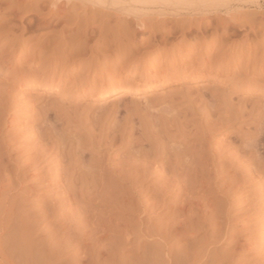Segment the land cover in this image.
I'll use <instances>...</instances> for the list:
<instances>
[{
  "label": "rangeland",
  "instance_id": "374dc122",
  "mask_svg": "<svg viewBox=\"0 0 264 264\" xmlns=\"http://www.w3.org/2000/svg\"><path fill=\"white\" fill-rule=\"evenodd\" d=\"M59 3L65 14L31 29L24 37H36L15 54L7 28L22 20L0 10V57L12 60L0 64V264H264V0H44L45 17ZM70 9L103 27L78 17L73 26ZM174 18L206 29L190 33L187 24L156 49L150 34ZM61 20L67 37L103 28V48L92 41V54L84 45L70 58L48 50ZM176 59L185 60L177 73ZM226 107L247 114L231 125ZM218 115L228 117L216 133Z\"/></svg>",
  "mask_w": 264,
  "mask_h": 264
},
{
  "label": "bare ground",
  "instance_id": "6f19581e",
  "mask_svg": "<svg viewBox=\"0 0 264 264\" xmlns=\"http://www.w3.org/2000/svg\"><path fill=\"white\" fill-rule=\"evenodd\" d=\"M42 1H44V0H0V10L3 11V12H4L5 10H7V9L10 10L9 12H6L7 14H3L4 16H6V15H7V16H8V15H14V19H15V17H16L17 20H18V19H21V20H22V21H21V25L19 24L20 26L13 25V26H11V27L9 28L8 24H7V25H6V24H3V26H5V27L8 26L7 30H8V29L11 30V36H12V40H11V42L14 43V44H16V46H17L15 49L13 48L14 50L12 49L13 51H12L11 53H14L15 51H17V50H19V49L24 50V49L27 47L26 45H27L29 39L31 40V39H34V38L36 37V36H35V37L32 38V37H30L31 35H30L29 37L27 36L26 38L24 37L25 34L27 35V33H29V32L32 31L31 29H33V28H38V29H40V28H48V27H50V26L52 25L53 19L56 18L55 16L58 14V12H60V14H61L62 12L64 13L63 10H64V7H65V6H63V9H60L61 6H60V3H59V7H58V6H55V8H54L55 11L53 12V14H52L51 16L48 15V16H50V17H45V16H47V15H45V14H46L45 12H47V11L44 12V10H46V9H44L45 7H44V8L41 7V5H42L41 2H42ZM51 1H52V0H51ZM119 1H120V0H119ZM122 1H123V0H122ZM142 1H144V0H142ZM46 2H47V1H46ZM49 2H50V1H49ZM53 2H54V1H53ZM58 2H59V1H58ZM105 2H106V1H105ZM135 2H136V1H135ZM78 3H79V2H78ZM103 3H104V2H103ZM76 4H77V3H76ZM110 4H111V3H110ZM50 5H51V2H50ZM64 5H65V4H64ZM80 5H81V4H80ZM80 5H78L77 8H79ZM106 5L108 6V4H106ZM48 6H49V5H48ZM51 6H53V4H52ZM76 6H77V5H76ZM110 6H111V5H110ZM110 6H108V7H110ZM69 7H70V6H69ZM46 8H47V7H46ZM70 8H72V7H70ZM75 8H76V7H75ZM77 8L75 9L76 11H77ZM43 9H44V10H43ZM49 9H50V7H49ZM70 10L72 11V9H70ZM70 10H68V11H70ZM78 10H79V9H78ZM90 10H91V9H90ZM50 11H51V13H52L53 10H50ZM61 11H62V12H61ZM65 11H66V10H65ZM73 11H74V9H73ZM73 11H72V12H73ZM83 11H84V10H83ZM101 11H102V10H101ZM101 11H100V12H101ZM56 12H57V13H56ZM85 12H86V11H85ZM85 12H83L84 16L87 14V13H85ZM89 12H90V11H89ZM91 12H92V11H91ZM30 13H31V14H30ZM44 13H45V14H44ZM63 13H62V14H63ZM73 13H74V12H73ZM73 13H72V15H73ZM77 13H78V12H77ZM98 13H99V12H98ZM101 13H103V11H102ZM101 13H99V15L96 14V16H97V15L100 16ZM22 14L28 15L27 18H30L29 16H32V17H33V18L31 19L30 23H28V22L26 23V22L23 21V20H24V17H23V16L20 17ZM29 14H30V15H29ZM64 14H65V13H64ZM67 14H68V12H67ZM67 14H66V15H67ZM70 14H71V12L69 13V15H70ZM80 14H81V13H80ZM89 14H90V13H89ZM93 14H94V12H93ZM106 14H107V13H106ZM87 15H88V14H87ZM103 15H104V18H106V17H105L106 15H105V14H103ZM103 15L101 16V17H102V20H104ZM112 15H114V14H112ZM64 16H65V15H64ZM64 16L62 15V17H64ZM67 16H68V15H67ZM94 16H95V15H94ZM98 16H97V18H99ZM110 16H111V15H110ZM115 16H116V15H114V17H115ZM177 16H178V15H177ZM60 17H61V16H60ZM73 17H76V12L74 13V16H72V18H73ZM77 17L79 18L80 16L78 15ZM77 17H76V18H73V20L71 21V23L73 22V23H72L73 26H75V25H77V24L79 23V22H76V21H79V20H80V18H79V20H78ZM92 17H93V15H92ZM101 17H100V18H101ZM111 17H113V16H111ZM116 17H117V16H116ZM57 18H58V17H57ZM64 18H65V17H64ZM64 18H63V19H64ZM72 18H71V15H70V18H68V19H72ZM81 18H83V16H82ZM88 18H89L90 20H92V22L90 21V22H91V26H92L93 18H94V17H93V18L88 17ZM95 18H96V17H95ZM195 18H196V17H195ZM220 18H221V17H220ZM222 18H223V17H222ZM74 19H75V20H74ZM85 19H86V17H85L84 19H82V20H85ZM89 19H88V20H89ZM180 19H181V18H180ZM200 19H201V18H200ZM11 20H13V19H11ZM15 20H16V19H15ZM66 20H67V19H65L64 21L67 22ZM82 20H80V21H81V23L83 22L82 24H84L86 21L84 22V21H82ZM88 20H87V21H88ZM96 20H97V19H96ZM98 20H99V19H98ZM100 20H101V19H100ZM100 20L98 21V23H97V22H96V23L99 24V23H100ZM122 20H123V19H122ZM138 20H139V25H138L137 22H135V23H137V25H138L137 27H139V28H140V27L143 28L144 26H145L144 28L147 27L148 23H147V25H144L145 22H144V24H141V23H140V19H138ZM165 20H166V19H165ZM177 20H178V19H177ZM181 20H182V19H181ZM194 20H196V19H194ZM208 20H209V19H208ZM210 20H211V18H210ZM213 20H214V19H213ZM222 20H223V19H222ZM224 20H225V19H224ZM9 21H10V20H9ZM61 21H63V20H61ZM61 21H57V23H58V22H61ZM64 21L61 22V24L64 23ZM69 21H70V20H68V23H69ZM107 21H109V20L107 19ZM117 21H119V20H117ZM126 21H127V20H126ZM129 21H132V19L129 20ZM133 21H134V20H133ZM136 21H137V20H136ZM172 21H174V22L172 23ZM182 21H184V20H182ZM185 21H186V20H185ZM185 21H184V23H185ZM204 21H205V20H204ZM232 21H233V20H232ZM10 22H11V21H10ZM10 22H8V23H10ZM90 22H89V21L86 22L87 25H90V24H88V23H90ZM101 22H102V21H101ZM105 22H106V21H105ZM109 22H110V21H109ZM115 22H116V21H115ZM121 22H122V21H121ZM162 22H164V21H162ZM166 22H168V21H166ZM170 22H171L170 24H173V25L169 26V27H171V28H168L169 30H167V28H165L166 26H164L165 29H164V30L161 29L162 31L159 30V31H161L160 33H158L159 31H157L158 28L155 30V31H157V33H158L159 35H156L155 33L150 34V35H152L153 40H152L150 37H149V38L152 40L153 43H155L154 46L156 47V49H157V48L159 49V47H161V46H163V45H164L163 47H164V48L166 47V49H167L169 46H172L173 43H174V42L172 41V39H174V37H175V38L177 37L176 33L178 34L180 31L182 32V30H183L182 28H185V25H187L188 22H190V20H189L188 22H186L187 24H185V25L182 24V25H184V27H183V26H179V25H180V24H179V23H180V20H179V23H178L179 25H178V26H177L176 24H174V23H177L176 20H175V18H174V20L172 19ZM218 22H219V21H218ZM226 22H227V21H226ZM229 22H231V21L229 20ZM229 22H228V23H229ZM68 23H67V24H68ZM74 23H76V24L74 25ZM96 23L94 22V23H93V26H94V24H96ZM110 23H111V22H110ZM123 23H124V21H123ZM164 23H165V22H164ZM164 23H163V24H164ZM191 23H192V20H191ZM194 23H195V26H198V27H193V24H188L187 27H186V29H188V31H190V33L193 32V30H195L196 32L202 33V32H203V29H204L203 26H204V24L206 23V21H205L204 24H202L203 26L196 25V23H198L197 21L194 22ZM202 23H203V21H202ZM222 23H223V21H222ZM224 23H225V22H224ZM64 24H65V23H64ZM82 24H81V25H82ZM101 24H102V23H101ZM101 24H99L100 26L98 25L99 28H100V27H103V25H101ZM103 24H105V23H103ZM112 24H113V23H112ZM115 24H116L115 27H117V23H115ZM115 24H114V25H115ZM120 24L122 25V23H119L118 25L120 26ZM163 24H162V25H163ZM170 24H169V25H170ZM206 24H207V23H206ZM212 24H213V23H212ZM212 24H211V25H212ZM226 24H227V23H226ZM226 24H224V25H226ZM229 24H230V23H229ZM59 25H60V24H58V26H59ZM68 25H69V24H68ZM79 25H80V24H79ZM106 25L109 26L108 23H106ZM106 25H104V26H106ZM110 25H111V24H110ZM124 25H126V26L123 27V25H122V29H121V30H123L125 27H127V23L124 24ZM130 25H131V24H130ZM208 25H209V24H208ZM251 25H252V24H251ZM56 26H57V25H56ZM62 26H63V28L60 27V28L62 29V33H59V34H61V35H60V36L58 35V36H57V39H56V37H55V39H52V40H51V39H50L51 37H50L49 39H50L51 41L48 40V41H50V43L53 42V40H54V42H55L56 45H55L54 42H53L54 46H53V45H52V46L50 45V46H51V47H50V46H49L50 43H48L47 40H44V41H46V42L48 43V47H49L48 50L51 48L52 51H53V50L59 48V49H61V50H60V53L62 52V54H67V55L69 56L70 53H69V54L67 53L68 50L71 49L70 51L73 52V53H71V55L74 54V52L77 53L79 49H80V52H82V49L84 48V47H83L84 45L86 46V49L84 48L86 52H88V51H87V48H88L89 52L92 51V50H93V46L91 45V44L93 43L92 41H95V43H93V44H95V45L97 46V48H101V45H100V44H104V43H102V42H104V41H103L104 39L102 38V39H103V40H102V39H101L102 36H99V34L102 32L101 30H102L103 28H102V29H98V27H97V29L100 30V31L98 32L99 34L97 33V31H95L94 34L96 33V34H98V36H96V35L94 36V34H92V33H93V30H94L95 28H94V29L92 28L93 30L91 29V30H92V31H91L92 33H91V34H92L93 36H90V35H89V32L86 30V29H88L87 27H86V29H85L86 31H82L81 33H80V31H79L78 33L76 32V34L79 36V38H80V37H82V38H81V40H78L79 42L76 41V42H77L76 45H78V46L75 45V46H76V47H75L74 45H70V43H69L68 41H69V38H71L72 36H73V39H74V38L76 39V36H77V35H75V37H74V35H72V34H71L72 36H70V37H67L68 35L65 36V30H66L67 26H65V25H63V24H62ZM70 26H71V25H70ZM85 26H86V25L82 26L83 28L80 26V28L84 29ZM91 26H90V28H91ZM95 26H96V25H95ZM95 26H94V27H95ZM53 27H55V26H53ZM64 27H66V28H64ZM115 27L113 26L114 30H115ZM160 27H163V26L160 25ZM178 27H179V28H178ZM181 27H182V28H181ZM206 27H207V26H206ZM244 27H245V26H244ZM249 27H250V26H249ZM56 28H57V27H56ZM56 28H55V30H56ZM68 28L70 29L69 26H68ZM78 28H79V27H78ZM80 28H79V29H80ZM90 28H89V29H90ZM106 28H107V26H106ZM106 28H105V29H106ZM129 28H130V27H129ZM132 28H133V27H132ZM132 28H130V29H132ZM139 28H138V29H139ZM195 28H196V29H195ZM207 28H208V27H207ZM225 28H226V26H225ZM71 29H72V27H71ZM74 29H75V28H74ZM82 29H81V30H82ZM97 29H96V30H97ZM107 29H108V28H107ZM109 29H110V28H109ZM109 29H108V30H109ZM111 29H112V28H111ZM111 29H110V30H111ZM116 29L118 30L119 28L117 27ZM126 29H127V28H126ZM133 29H135V27H134ZM147 29H149V27H147ZM159 29H160V28H159ZM178 29H179V32H177ZM180 29H182V30H180ZM186 29H185V30H186ZM205 29H206V28H205ZM205 29H204V31H205ZM244 29H245V28H244ZM9 30H8V31H9ZM33 30H35V29H33ZM57 30H58V29H57ZM110 30H109V31H110ZM117 30H115V31H117ZM119 30H120V29H119ZM121 30H120L119 35H120V34H122V35H123V34H127V32H129V30H125V29H124V31H125V32L127 31V32H126V33H125V32L122 33L123 31H121ZM144 30H146V29H142V30L140 29V31H144ZM150 30H151V28H150ZM150 30H146V31H149V33H150V32H151ZM236 30H237V29H236ZM248 30H249V29H248ZM77 31H78V30H77ZM103 31H104V29H103ZM146 31H145V32H146ZM152 31H154V29H153ZM183 31H184V30H183ZM186 31H187V30H186ZM188 31H187V32H188ZM209 31H210V30H209ZM253 31H254V30H253ZM58 32H61V31L58 30ZM136 32H138V31H136ZM206 32H207V30H206ZM206 32H204V33L202 34L203 36H202V35H200V36H201V37H204V36H205L204 34H205ZM31 33H32V32H31ZM53 33H54V32H53ZM53 33H52V34H53ZM67 33H68V32H67ZM69 33H70V31H69ZM105 33H106V31H105ZM105 33H104V34H105ZM111 33H112V35H113V31H112ZM111 33H108V34L106 33L107 35L105 34V35H103V37H104V36L107 37L108 35H109V36H112V35H110ZM115 33H116V32H114V34H115ZM117 33H118V31H117ZM117 33H116V35H118ZM134 33H135V31H134ZM134 33H133V34H134ZM190 33H189V34H190ZM194 33H195V32H194ZM194 33H193V35H194ZM55 34H56V33H55ZM73 34H74V33H73ZM129 34H130V32H129ZM129 34H128V35H129ZM153 34H154V36H153ZM246 34H247V33H246ZM32 35H33V33H32ZM69 35H70V34H69ZM122 35H121V36H122ZM134 35H135V34H134ZM136 35H138V34L136 33ZM150 35H149V36H150ZM175 35H176V36H175ZM191 35H192V34H191ZM198 35H199V34H198ZM247 35H248V34H247ZM48 36H51V35H48ZM78 36H77V38H78ZM132 36H133V35H132V33H131V37H132ZM195 36H196V35H195ZM206 36H207V35H206ZM256 36H257V35H256ZM66 37H67V38H66ZM112 37L114 38V36H112ZM115 37H116V36H115ZM117 37H119V36H117ZM124 37H127V35H126V36H123V38H124ZM128 37H130V36H128ZM131 37H130L129 41H131ZM192 37H193V36H192ZM196 37H197V36H196ZM196 37H195V39H196ZM198 37H199V36H198ZM198 37H197V38H198ZM201 37H200V38H201ZM52 38H53V37H52ZM109 38H110V37H109ZM120 38H122V37H120ZM120 38H119V39H120ZM133 38H134V36H133ZM137 38H138V37H137ZM45 39H46V38H45ZM47 39H48V38H47ZM106 39H107V40H106ZM106 39H105V40L108 41V38H106ZM115 39H116V38H115ZM115 39H114V41H115ZM124 39H125V38H124ZM135 39H136V37H135ZM135 39H133V40H134V41L139 40V39H137V40H135ZM66 40H67V41H66ZM111 40H112V38H111ZM116 40H118V39H116ZM121 40H122V39H121ZM127 40H128V38H127ZM226 40H227V39H225V41H226ZM233 40H234V39H233ZM72 41H73V43L75 42L74 40L71 39L70 42L72 43ZM143 41H145V40H143ZM225 41H224V43H225ZM229 41H230V39H229ZM91 42H92V43H91ZM108 42H110V41H108ZM111 42H112L111 44L114 43L113 41H111ZM152 42L150 41L149 44L152 43ZM172 42H173V43H172ZM39 43H40V42H39ZM44 43H45V42H44ZM117 43H119V42H117ZM121 43H123V41H122ZM121 43H120V44H121ZM124 43H125V42H124ZM136 43H137V42H136ZM144 43H145V42H144ZM153 43H152V44H153ZM163 43H166V44H163ZM10 44H11V43H10ZM89 44H90V45H89ZM137 44H138V43H137ZM147 44H148V43H147ZM226 44H227V42H226ZM229 44H230V43H229ZM39 45H40V44H39ZM42 45H43V44H42ZM109 45H110V44H109ZM109 45L107 44L106 46H109ZM130 45H131V44H130ZM132 45H135V44H132ZM140 45H141V44H140ZM227 45H228V44H227ZM37 46H38V45H37ZM40 46H41V45H40ZM102 46H103V45H102ZM111 46L114 48L115 45H111ZM234 46H235V45H234ZM65 47H66V48H65ZM73 47H75V48H73ZM117 47H118V45L116 44V48H117ZM130 47H131V46H130ZM130 47H128V49H129ZM135 47H136V46H135ZM217 47H218V46H217ZM227 47H228V46H227ZM39 48H41V47H39ZM94 48H96V47H94ZM102 48H103V47H102ZM102 48H101V49H102ZM104 48H105V47H104ZM118 48L122 50V48H120V47H118ZM123 48H124V47H123ZM148 48H149V49H148ZM148 48H146V49L144 48L145 50H143V51H144L145 53H147V54H149V53L152 51V50L150 49V47H148ZM151 48H152V47H151ZM153 48H154V47H153ZM44 49L46 50L47 48L44 47ZM44 49H42V50L39 49V50H40V52H41V51H43ZM59 49H58V50H59ZM119 49H118V50H119ZM124 49H126V48H124ZM130 49H132V48H130ZM134 49H135V48H134ZM34 50H36V49H34ZM37 50H38V49H37ZM76 50H77V51H76ZM111 50H112V49H111ZM115 50H116V49H115ZM135 50H136V49H135ZM135 50H132V51H135ZM207 50H208V49H207ZM83 51H84V50H83ZM93 51H94V50H93ZM96 51H97V49H96ZM125 51H126V50H125ZM132 51L129 50V52H132ZM137 51H138V50H137ZM141 51H142V50H141ZM158 51H159V50H158ZM215 51H217V48H216ZM215 51H214V52H215ZM228 51H229V50H228ZM230 51H232V49H231ZM234 51H235V50H234ZM24 52H25V51H24ZM37 52H38V51H37ZM43 52H44V51H43ZM43 52H42V53H43ZM53 52H54V51H53ZM89 52H88V54H89ZM98 52H99V51H98ZM101 52H102V51H101ZM106 52H107V51H106ZM106 52H104V53H106ZM115 52H116V51H115ZM117 52H118V51H117ZM144 52H143V53H144ZM218 52H219V53H217V52H216V53H217V54H221V53H220V49L218 50ZM221 52H223V51H221ZM26 53H29V52H26ZM31 53H32V52H31ZM33 53H34V52H33ZM33 53H32V54H33ZM35 53H36V52H35ZM35 53H34L33 55H35ZM38 53H39V52H38ZM42 53H41V56H43ZM54 53H55V52H54ZM93 53H95V52H93ZM96 53H97V52H96ZM109 53H110V52H108L107 54H109ZM123 53H124V52H123ZM216 53H215V54H216ZM14 54H15V53H14ZM22 54H23V53H22ZM39 54H40V53H39ZM84 54H85V53H84ZM84 54H82L81 56H84L85 58H86V56H87L88 58L91 57V56L86 55V54H85V55H86V56H85ZM90 54H92V53L90 52ZM112 54H113V53H112ZM120 54H121V53H120ZM125 54H126V53H125ZM130 54H131V53H130ZM130 54H129L128 56H130ZM132 54H133V52H132ZM135 54H136V52H135ZM147 54H146V55H147ZM231 54H232V53H231ZM10 55H11V54H10ZM37 55H38V54H37ZM93 55H94V54H93ZM93 55H92V56H93ZM95 55H96V54H95ZM121 55H122V54H121ZM210 55H211V54H210ZM212 55H213V54H212ZM225 55H228V54H224V56H225ZM229 55H230V54H229ZM0 56H1V55H0ZM11 56H12V55H11ZM59 56H60V55H59ZM63 56H65V55H63ZM76 56H77V55H76ZM81 56H80V57H81ZM105 56H106V54H105ZM107 56H108V55H107ZM131 56H132V55H131ZM204 56H205V55H204ZM220 56H222V55H220ZM34 57H35V56H34ZM37 57L39 58L40 55H38ZM49 57H50V56H49ZM52 57H53V56H52ZM65 57H66V56H65ZM94 57H95V56H94ZM96 57H97V55H96ZM101 57H103V55H102ZM119 57H121V56H119ZM125 57H126V56L124 55V59H125ZM136 57H137V56H136ZM208 57H209V55H208ZM208 57H207V58H208ZM215 57H216V56H215ZM6 58H8V57H6ZM40 58H41V57H40ZM63 58H64V57H63ZM69 58H70V56H69ZM69 58H68V59H69ZM71 58L73 59V57H71ZM82 58H83V57H82ZM91 58H92V57H91ZM122 58H123V57H122ZM211 58L213 59V56L210 57L209 60H212ZM216 58H217V57H216ZM51 59H52V58H51ZM74 59H75V58H74ZM74 59H73V60H74ZM95 59H97V58H95ZM98 59H99V58H98ZM100 59H102V58H100ZM100 59H99V60H100ZM126 59H127V58H126ZM235 59H236V58H235ZM54 60H55V58H54ZM57 60H59V59L57 58ZM62 60H63V59L61 58L59 61H62ZM79 60H82V59H79ZM90 60H91V59H90ZM177 60H178V59H176V61H174V65H175V67H176V68H175V69H176V73H177L178 70L182 71L181 69H182V68L184 67V65H185V60H183V59H181V60H179V61H177ZM5 61L11 63L12 60L10 59V57H9L8 59H3V58L0 57V64H2L1 66H3V65L6 63ZM64 61H65V60H64ZM68 61H69V60H68ZM86 61H87V60H86ZM91 61H92V60H91ZM91 61H90V62H91ZM94 61H95V60H94ZM94 61H92V62H94ZM105 61H106V59L104 60V62H103V60H102V62H103L104 64H105ZM125 61H126V60H125ZM172 61H173V60H172ZM205 61H206V60H205ZM71 62H72V61H71ZM73 62H74V61H73ZM81 62H82V61H81ZM92 62H91V63H92ZM187 62H188V61H187ZM187 62H186V63H187ZM208 62H209V61H208ZM210 62H211V61H210ZM10 63H9V64H10ZM48 63H50V64H49L48 66H46V73H47L48 71H50L51 68H53V64H52L51 60H50ZM48 63H47V64H48ZM63 63H64V62H63ZM63 63H62V64H63ZM66 63H67V62H66ZM98 63H99V61H98ZM132 63H133V62H132ZM54 64H55V63H54ZM59 64H60V62H59ZM62 64H61V65H62ZM64 64H65V63H64ZM86 64H87V63H85V65L83 64V65L81 66V70L85 68L86 71H90V68H91L90 65H89V64L86 65ZM107 64H108V63H107ZM5 65H6V64H5ZM65 65H67V64H65ZM65 65H64V66H65ZM136 65H139V64H136ZM201 65H204V63L201 64ZM214 65H215V64H214ZM54 66H55V65H54ZM57 66H58V65H57ZM92 66H93V65H92ZM100 66H101V65H100ZM163 66L166 67V71H167V67H168V65H167V66H166V65H163ZM172 66H173V65H172ZM204 66H205V65H204ZM3 67H4V66H3ZM5 67H6V66H5ZM65 67H67V66H65ZM65 67H64V68H65ZM76 67H77V66H76ZM98 67H99V65H98ZM130 67H131V66H130ZM139 67H140V66H139ZM201 67H202V66H201ZM205 67H206V66H205ZM71 68H72V67H71ZM137 68H138V67H137ZM163 68H164V67H163ZM168 68L170 69V67H168ZM184 68H185V67H184ZM184 68H183V69H184ZM199 68H200V67H199ZM1 69H2V68H1ZM44 69H45V68H44ZM68 69H69V68H68ZM75 69H76V68H75ZM78 69H80V68H78ZM85 69H84V70H85ZM139 69H140V68H139ZM139 69H138V70H139ZM156 69H157V68H156ZM177 69H178V70H177ZM195 69H196V68H195ZM206 69H207V68H206ZM206 69H205V68H201L200 70H198V73H199V74H204ZM218 69H219V68H218ZM64 70H65V69H64ZM170 70H171V69H170ZM156 71H157V70H156ZM168 71H169V70H168ZM171 71H172V70H171ZM171 71H170V72H171ZM174 71H175V70H174ZM187 71H188V70H187ZM189 71H190V70H189ZM216 71H217V70H216ZM22 72H23V71H22ZM22 72H20V73H17V72H16V73H15V77H17L16 74L18 75V77H19V75H20V77H21V76H22L21 74L25 73V72H23V73H22ZM81 72H82V75H83V71H81ZM218 72L221 73V71H219V70H218ZM226 72H227V71H226ZM46 73H45V74L43 73L44 80H46V78H47L46 75H48V74H46ZM84 73H85V72H84ZM158 73H159V72H158ZM164 73H165V72H164ZM174 73H175V72H174ZM176 73H175V74H176ZM222 73H223V72H222ZM224 73H225V72H224ZM25 74H26V73H25ZM25 74H23V75H25ZM165 74H166V73H165ZM181 74H182V72H181ZM199 74H198V75H199ZM28 75H29V74H28ZM178 75H179V74H178ZM219 75H220V74H219ZM223 75H224V74H223ZM41 76H42V75H41ZM80 76H81V74H80ZM156 76H157V75H156ZM179 76H180V75H179ZM216 76H217V75H216ZM224 76H225V75H224ZM18 77H17V78H18ZM22 77L25 78L24 76H22ZM82 78H83V77H82ZM157 78H158V77H157ZM225 78H226V77H225ZM227 78H228V77H227ZM230 78H231V77H230ZM230 78H229V80H230ZM9 79H10V78H9ZM12 79L17 80V79H15V78H12ZM12 79H11V80H12ZM18 79H19V78H18ZM145 79H146V80H149V81L152 80V78H151L150 76L147 77V78H145ZM222 79H223V78H222ZM73 80H74V79H73ZM153 80H157V79H153ZM224 80H225V79H224ZM231 80H232V79H231ZM74 81H75V80H74ZM78 82H79V81H78ZM192 101H193V100H192ZM190 102H191V101H190ZM192 103H193V102H192ZM193 105H194V104H193ZM195 107H197V106L195 105ZM195 107L192 108L190 111L193 112V109H195ZM226 108H227V107H226ZM239 109H240V108H239ZM240 110H242V108H241ZM240 110H238V108H237V110H232V109L230 110V108H229V109L227 108V110L225 109L226 114H229V113L231 114V113H232V114L234 115V117L231 116V117H233V118H231V117H230V118H226V117H228V116H226V117L224 116V117L226 118V119H225V118H222L223 115H222V116L218 115V116H220L221 118H216V119H218V120H219L218 122H220L222 125H223L224 123H226L225 120H228V121H227L228 123H229V121H230V122H231V125H232V124H234L235 122H237L238 119L240 120V119L242 118L241 116H243V115H241V114H247L244 110H243V111H244L243 113H242V111H240ZM187 111H188V110H187ZM196 111H197V110H195V112H196ZM214 111H215V110H214ZM185 112H186V111H185ZM188 112H189V111H188ZM188 112H186V114H187ZM197 112H198V111H197ZM216 113H219V112H216ZM216 113H215V114H216ZM189 114H190V113H189ZM189 114H188V115H189ZM211 114H212V111H211ZM211 114H210V115H211ZM248 114H249V113H248ZM213 115H214V114H213ZM224 115H225V114H224ZM208 116H209V113H208ZM214 116H215V115H214ZM209 117H210V116H209ZM216 117H217V114H216ZM240 117H241V118H240ZM206 118H207V117H206ZM212 118H213V117H212ZM212 118H211V120H209L210 123H206L207 125H208V124L210 125V124L213 123V122L217 124L216 119H215V121H212ZM202 119H203V118H202ZM204 119H205V118H204ZM208 119H209V118H208ZM224 119H225V120H224ZM190 122H191V121H190ZM187 123H188V122H187ZM214 123H213V124H214ZM190 124H191V123H190ZM206 124H204V125L207 126ZM216 124H214V125H215V126H218V124H217V125H216ZM221 124H220V125H221ZM177 125H178V124H177ZM188 125H189V124H188ZM214 125H211V127L214 126ZM175 126H176V125H175ZM190 126H191V125H190ZM205 126H204V127H205ZM225 126H226V125L221 126V129H220V130L218 129L217 131H216L215 128H211V129H212V130L215 129L214 131H216V133H217V132L221 131ZM176 127H177V126H176ZM176 127H175V128H176ZM178 127H179V126H178ZM199 127H201V126H199ZM207 127H208V128H206V127H205V128L208 129V131H209V127H210V126H207ZM216 128H217V127H216ZM199 129H200V128H199ZM206 129H205L204 131H206ZM211 129H210V130H211ZM176 130H177V129H176ZM176 130H175V131H176ZM179 130H180L181 133H182V130H181V129H179ZM201 130H202V129H201ZM169 131H171V130H169ZM199 131H200V130H199ZM208 131H206V132H208ZM214 131H211V132H214ZM177 132H178V131H177ZM185 132H186V131H185ZM183 133H184V132H183ZM200 133H201V132H199V134H200ZM208 133H210V132H208ZM214 135H215V134H214ZM199 136H200V135H199ZM212 136H213V135H212ZM206 138H207V137H206ZM214 138H216V137H214ZM261 139H262V138H261ZM221 141H223V140H221ZM221 141H220V142H221ZM260 142H261V141H260ZM210 144H211V143H210ZM258 144H260V143H258ZM261 146H262V145H261ZM211 147H212V146H211ZM257 147H260V145H259V146L257 145ZM229 148H230V146H229ZM205 149H206V148H205ZM221 149H222V147H221ZM203 150H204V149H203ZM258 150H259V149H258ZM36 151H37V150H36ZM204 151H205V150H204ZM207 151H208V148H207ZM210 151H211V150H209V152H210ZM221 151H222V150H221ZM40 152H41V151H40ZM40 152H38V154H40ZM36 153H37V152H36ZM205 153H206V151H205ZM205 153H204V154H205ZM204 154H202V155H204ZM231 154H232V153H231ZM231 154H230V155H231ZM228 155H229V154H228ZM228 155H227V156H228ZM8 156H10V155H8ZM1 157H2V156H1ZM203 157H204V156H203ZM213 158H214V157H213ZM244 158H245V157H244ZM8 159H9V157H7V159H5V160H7L6 163L8 162ZM149 159H150V158H149ZM9 161H10V160H9ZM229 161H230V159H229ZM239 161L241 162V159H240ZM243 161H244V160H243ZM3 162H4V161H3ZM3 162H2V163H3ZM10 162H11V161H10ZM233 162H234V161H233ZM2 163H1V164H2ZM4 163H5V162H4ZM8 163H9V162H8ZM8 163H7V164H8ZM229 163H230V162H229ZM7 164H5V165H7ZM211 164H212V163H211ZM230 164H232V163H230ZM230 164H229V168L232 167V166L230 167ZM5 165H3V166H5ZM212 165H213V164H212ZM216 165H217V164H216ZM236 165H237V164H236ZM3 166H2V167H3ZM16 166L18 167V165H16ZM227 166H228V163H227ZM0 167H1V165H0ZM5 167H8V166H5ZM3 168H4V167H3ZM72 168H73V167H72ZM215 168H216V167H215ZM215 168H214V169H215ZM217 168H218V167H217ZM226 168H227V167H226ZM232 168H233V167H232ZM4 169H5V168H4ZM73 169H74V168H73ZM235 169H236V168H235ZM259 169H260V168H259ZM0 170H1V168H0ZM2 170H3V169H2ZM2 170H1V171H2ZM5 170L7 171V169H5ZM18 170H20V169H18ZM59 170H60V169H59ZM59 170H58V171H59ZM225 170H226V169H224V171H225ZM227 170H228V169H227ZM6 171H4V173H6ZM14 171H15V170H14ZM58 171L56 170V172H58ZM66 171L68 172L67 168H66ZM217 171H218V170H217ZM219 171H221L220 168H219ZM222 171H223V169H222ZM259 171H260V170H259ZM261 171H262V170H261ZM59 172H60V171H59ZM63 172H65V169H64ZM211 172H213V171L211 170ZM225 172H226V171H225ZM238 172H240V171H238ZM257 172H258V171H257ZM257 172H256V173H257ZM263 172H264V171H263ZM10 173H11V172H10ZM13 173H14V172H13ZM15 173H17V172H15ZM68 173H69V172H68ZM68 173H67V174H68ZM206 173H207V172H206ZM208 173L210 174V171H209ZM213 173H214V172H213ZM215 173H216V172H215ZM222 173H223V172H222ZM222 173H220V174H222ZM236 173H237V172H236ZM236 173H235V174H236ZM1 174H2V172H1ZM65 174H66V172H65ZM65 174H64V175H65ZM216 174H217V173H216ZM224 174H227V173H224ZM235 174H234V175H235ZM249 174H250V173H249ZM259 174H260V173H259ZM5 175H8V174L6 173ZM10 175H11V174H10ZM239 175H240V174H239ZM229 176H230V175H229ZM237 176H238V175H237ZM256 176H257V175H256ZM66 177H67V176H66ZM66 177H65V178H66ZM250 177H251V176H250ZM6 178L8 179V177H6ZM65 178H64V179H65ZM254 178H255V177H254ZM258 178H259V177H258ZM256 179H257V177H256ZM256 179H255V180H256ZM0 180H1V178H0ZM84 180H85V179H84ZM255 180H253V181H255ZM3 181H4V180H3ZM257 181H258V180H257ZM245 182H246V181H245ZM259 182H260V181H259ZM3 183H4V182H3ZM226 183H227V182H226ZM253 183H254V182H253ZM231 184H232V183H231ZM231 184H229V185H231ZM226 185H227V184H226ZM233 185H234V184H233ZM233 185H231V186L233 187ZM7 186H8V185H7ZM2 187H3V186H2ZM232 187H231V188H232ZM4 188H5V187H4ZM229 188H230V187H229ZM72 189H73V188H72ZM1 192H2V191H1ZM230 192H231V190H230ZM3 193H4V192H3ZM3 193H2V194H3Z\"/></svg>",
  "mask_w": 264,
  "mask_h": 264
}]
</instances>
